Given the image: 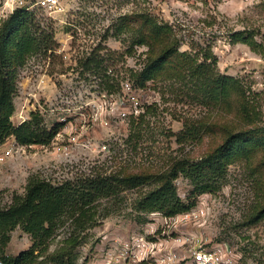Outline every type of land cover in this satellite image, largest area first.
I'll use <instances>...</instances> for the list:
<instances>
[{
	"label": "rangeland",
	"instance_id": "obj_1",
	"mask_svg": "<svg viewBox=\"0 0 264 264\" xmlns=\"http://www.w3.org/2000/svg\"><path fill=\"white\" fill-rule=\"evenodd\" d=\"M61 1L58 11L41 8L38 0L26 1V7L35 10L43 24L53 26L59 46L55 55L35 53L17 67L12 116L19 124L38 111L48 128L63 122L61 134L45 144H21L9 137L0 145V150L13 143L23 145L21 152L0 163V205L9 204L15 192L23 194L34 173L54 180L83 171L158 176L176 160H198L224 142L225 127L239 119L238 97L231 105L207 102L188 68L186 78L162 76L136 87L130 72L139 70L149 55L146 45L131 47L140 29L135 13L140 11L171 25L179 50H187L198 62L203 60L201 50L211 47L218 59L214 70L243 81L258 110L256 123L264 126V53L231 39L235 30L249 29L264 43V0ZM13 11L0 10V22ZM124 20L129 25L122 26ZM99 44L120 54L107 71L117 78L113 93L103 88L98 76L81 73L78 67L79 58ZM73 131L77 141L71 142ZM57 143L66 148L57 150ZM154 179L152 176L143 187L159 185ZM175 182L186 199L192 189L190 181L180 176ZM260 182L264 185L263 150L249 159L235 158L220 188L202 193L189 211L175 216L160 211L132 213L130 203L138 189H128L120 208L85 232L75 246L74 264H155V257L160 258L170 245L185 264L193 248L218 243L229 250L231 264H264V219L252 221L251 217L260 200L264 201ZM67 234L68 228L61 227L50 240L49 252L61 247ZM142 235L161 242L145 259L138 255L137 243L129 248L125 244ZM32 244L31 235L17 227L6 253L16 255ZM47 260L42 255L35 264H48Z\"/></svg>",
	"mask_w": 264,
	"mask_h": 264
},
{
	"label": "trees",
	"instance_id": "obj_2",
	"mask_svg": "<svg viewBox=\"0 0 264 264\" xmlns=\"http://www.w3.org/2000/svg\"><path fill=\"white\" fill-rule=\"evenodd\" d=\"M135 14L140 29L131 47L146 45L149 54L139 70L130 72L136 87H145L148 81L162 76L186 78L188 68L190 74L198 79L202 90L200 96L207 102L231 105L238 97L236 115L239 119L234 125L225 127L227 137L224 142L208 154L198 160L178 159L158 176L147 172L118 176L83 171L54 180L40 173L30 175L24 193L15 192L9 204L0 205V263L35 264L40 256L46 255L48 264H74L75 246L85 232L120 208L122 199H126L124 192L128 189H138L137 196L130 203L132 213L141 215L160 211L165 216H175L189 211L202 193L220 188L228 165L235 158L249 159L259 150L264 151V126L256 123L258 110L247 96L239 77L214 70L213 65L218 59L212 48H203V60L198 62L187 50H179L171 25L145 11ZM43 21L35 10L22 6L0 22V145L9 137L21 144L49 143L63 125L60 122L48 128L38 111H32L31 117L19 124L12 120L18 89L17 67L35 53L55 55L59 46L53 26L43 24ZM121 25H129L128 20ZM254 34L249 29L235 30L231 39L246 43L263 54L264 43L259 42ZM115 53L106 44H99L78 60L81 73L98 76L108 93L117 89L114 84L117 78L107 72L120 55ZM152 176L159 185L145 189L144 183ZM180 176L186 177L192 185L190 199H184L178 192L175 181ZM260 188L264 195L262 182ZM251 217L252 221L264 219V201L260 200ZM17 227L31 235L33 244L16 255H10L6 248L12 231ZM61 227L68 228L64 244L49 252L50 240Z\"/></svg>",
	"mask_w": 264,
	"mask_h": 264
},
{
	"label": "built area",
	"instance_id": "obj_3",
	"mask_svg": "<svg viewBox=\"0 0 264 264\" xmlns=\"http://www.w3.org/2000/svg\"><path fill=\"white\" fill-rule=\"evenodd\" d=\"M26 1L27 0H0V10L2 12H6L7 10L13 11L17 7L26 6ZM37 3L41 8L48 11H58L62 9L61 0H38ZM124 84L127 89L131 88L129 81H126ZM57 134L59 135L61 133L58 131ZM69 140L71 142L77 141V135L74 131L69 134ZM56 147L57 150L63 151L66 148V145H64L63 143H57ZM22 149L23 145L13 143L12 145L7 146L4 150H0V163L14 153L18 151L21 152ZM135 243H137L138 245V255L144 256H142V259L146 258V255L147 253H149V251L156 250L157 248L159 249L161 245V242L155 240H147L143 235L136 240L133 238L125 242L128 248L130 247V245H133ZM162 252L163 253L160 258L155 257V264H181L182 258L179 252L176 251V249H174L171 245L164 247V250ZM186 257L187 259L185 264H231L232 261V256L229 250H227L225 246L220 243L215 244L211 247L193 248L189 255Z\"/></svg>",
	"mask_w": 264,
	"mask_h": 264
}]
</instances>
